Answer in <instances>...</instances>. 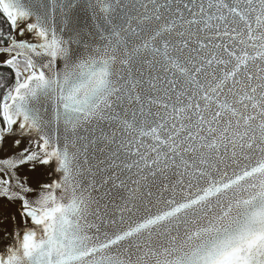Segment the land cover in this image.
I'll use <instances>...</instances> for the list:
<instances>
[{"label": "snow or ice", "instance_id": "6c2138e0", "mask_svg": "<svg viewBox=\"0 0 264 264\" xmlns=\"http://www.w3.org/2000/svg\"><path fill=\"white\" fill-rule=\"evenodd\" d=\"M86 6L0 0V264H264V0Z\"/></svg>", "mask_w": 264, "mask_h": 264}, {"label": "water", "instance_id": "95a60500", "mask_svg": "<svg viewBox=\"0 0 264 264\" xmlns=\"http://www.w3.org/2000/svg\"><path fill=\"white\" fill-rule=\"evenodd\" d=\"M26 3H33L34 0H25ZM81 7L73 10L71 13L73 23H76L79 21L80 24H86L88 23V18L91 15V10L87 8V4L89 3V0H78ZM61 26V21H57V27ZM87 29H85L86 31ZM59 35V33H57ZM11 36H15L17 40H27L30 42L38 43L39 39L35 36L34 33L25 32L22 36L19 35L17 32H13ZM10 36V37H11ZM23 58V57H22ZM12 138H19V136H15ZM29 137H24L25 143H27V140ZM24 145H22L23 147ZM13 149L10 146L5 147L4 152H0V158H3L5 156H8L12 153ZM55 168V164L49 165V166H37V171L31 175V183L34 188H36L37 193L40 190V186L43 184H50L53 180L57 178V173L53 170ZM30 197L35 198V194H29ZM19 208V205L17 203L16 207L12 209L13 212L17 211ZM8 228V233H12L14 231H25L28 227H35L34 225H24L20 224L17 225L15 222L12 223L11 226H5ZM3 229H0V232H2ZM8 233H5V236L2 240H0V250H2L7 245L13 244L15 242V238L12 235H9Z\"/></svg>", "mask_w": 264, "mask_h": 264}, {"label": "trees", "instance_id": "16d2710c", "mask_svg": "<svg viewBox=\"0 0 264 264\" xmlns=\"http://www.w3.org/2000/svg\"><path fill=\"white\" fill-rule=\"evenodd\" d=\"M0 28H3L4 32L7 33L9 36H11L12 28L10 27L9 22L2 15H0ZM8 71L9 70L6 68L0 69V72H3L5 74L8 73ZM8 83H11V81H9ZM2 91L3 90L0 89V93Z\"/></svg>", "mask_w": 264, "mask_h": 264}, {"label": "rangeland", "instance_id": "374dc122", "mask_svg": "<svg viewBox=\"0 0 264 264\" xmlns=\"http://www.w3.org/2000/svg\"><path fill=\"white\" fill-rule=\"evenodd\" d=\"M3 94H4V92L2 91V92L0 93V98H2Z\"/></svg>", "mask_w": 264, "mask_h": 264}]
</instances>
